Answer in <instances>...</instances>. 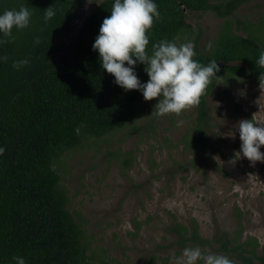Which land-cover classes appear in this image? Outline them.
Here are the masks:
<instances>
[{
    "label": "trees",
    "instance_id": "16d2710c",
    "mask_svg": "<svg viewBox=\"0 0 264 264\" xmlns=\"http://www.w3.org/2000/svg\"><path fill=\"white\" fill-rule=\"evenodd\" d=\"M247 1L211 5L208 0H153L160 17L147 33L146 51L151 55L155 44L175 41L179 31L190 28L185 22L187 12L211 10L226 18ZM90 2L97 4L82 17L79 11L88 0H0V15L21 6L31 13L29 26L13 28L15 39L0 44V148L5 149L0 155V264H15L14 256L22 257L25 264H104L93 262L88 255V242L66 208L67 192L54 164L83 139H100L122 129L134 116L140 91L118 86L115 77L102 69L98 51L93 50L115 0ZM50 7L55 15L45 22ZM75 20L80 21L78 30L64 42L61 37L73 29ZM235 25L241 24L236 21ZM193 43V59L204 66L217 61V77L259 83L264 68L257 61L264 48L253 38L236 35L231 29L229 36L207 53L198 52L196 41ZM5 56L7 61L2 59ZM23 59L30 63L19 70L12 67L14 61ZM217 80L213 77L201 98L194 126L183 140L198 170L209 165L217 169L210 154L222 158L207 133L210 125L205 107ZM207 160L210 163H205ZM123 164L128 166V159ZM236 221L238 228L233 234L225 232L211 239L200 236L193 218L188 224L173 219L169 231L181 249L199 247L204 254L227 256L234 264H264V252L257 253L255 239L242 240L238 217Z\"/></svg>",
    "mask_w": 264,
    "mask_h": 264
},
{
    "label": "rangeland",
    "instance_id": "374dc122",
    "mask_svg": "<svg viewBox=\"0 0 264 264\" xmlns=\"http://www.w3.org/2000/svg\"><path fill=\"white\" fill-rule=\"evenodd\" d=\"M208 1L221 5L230 0ZM95 4L86 3L79 15L87 16ZM187 13L185 22L190 28L178 32V45L196 41L198 52L207 53L232 29L264 48V0L242 3L226 18L211 10ZM236 21L241 25L236 26ZM79 25L75 20L61 40L69 42ZM145 68L139 62L134 68L142 84L149 80ZM220 78L205 106L207 133L222 156L209 155L217 169L209 165L198 170L192 153L183 146L197 107L178 117H158L159 100L145 101L141 92L133 118L122 129L100 139L85 138L55 162L67 192L66 208L79 224L93 262L176 264L184 249L174 244L175 236L169 231L173 219L183 224L195 219L200 236L211 239L225 232L233 234L238 217L242 240L255 239L257 253L264 252V163L253 167L242 154L236 157L241 149L239 121L253 119L264 126V94L259 83ZM260 151L264 153V146ZM234 159H238L235 164L231 163Z\"/></svg>",
    "mask_w": 264,
    "mask_h": 264
},
{
    "label": "clouds",
    "instance_id": "9594fccd",
    "mask_svg": "<svg viewBox=\"0 0 264 264\" xmlns=\"http://www.w3.org/2000/svg\"><path fill=\"white\" fill-rule=\"evenodd\" d=\"M88 3L90 0H88ZM55 15L52 8L46 9L45 22ZM160 13L153 0H115L110 16L104 19L93 50L98 51L102 69L115 77V83L125 91H140L145 101L159 100L155 115L180 116L183 112L197 107L220 71L217 61L212 60L204 66L193 59L195 45L191 41L177 44L175 41L162 40L153 46L151 55L146 51L149 44L147 33L153 27L154 19ZM31 13L27 7L19 10H6L0 15V33L5 39L0 44L12 42L13 28L23 30L29 26ZM36 43H39L37 39ZM209 44V48H211ZM7 61L8 57L2 58ZM146 65L149 77L142 84L134 71L136 63ZM30 63L28 59L14 61L12 67L19 70ZM257 64L264 68V51L259 54ZM127 65V67L125 66ZM259 87L264 94V72L259 77ZM153 114V113H152ZM240 152L238 159L246 158L254 167L257 162L264 163V126L253 119L240 120L238 123ZM233 135V134H232ZM5 149L0 148V155ZM234 159L231 163L235 164ZM15 264H25L22 257H13ZM234 264L227 256L204 254L199 247L185 248L176 264Z\"/></svg>",
    "mask_w": 264,
    "mask_h": 264
}]
</instances>
